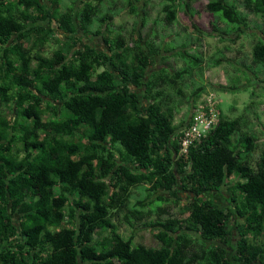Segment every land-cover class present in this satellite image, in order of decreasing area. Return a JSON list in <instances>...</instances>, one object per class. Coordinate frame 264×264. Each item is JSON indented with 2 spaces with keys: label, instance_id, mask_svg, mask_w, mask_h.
<instances>
[{
  "label": "trees",
  "instance_id": "16d2710c",
  "mask_svg": "<svg viewBox=\"0 0 264 264\" xmlns=\"http://www.w3.org/2000/svg\"><path fill=\"white\" fill-rule=\"evenodd\" d=\"M196 1L167 0V23L178 6L193 17ZM77 3L61 12L60 0H0V264H264V148L254 165L248 119L218 102V121L183 152L182 130L206 99L204 84L185 91L194 69L203 74L202 57L167 42V57L185 65L157 66L160 44L137 34L129 44L111 28L113 13L99 17L101 2ZM246 7L264 18V0ZM206 8L228 24L213 21L214 35L248 26L234 1ZM97 18L102 27L89 29ZM252 54L264 67V38ZM184 104L188 116L176 122ZM134 187L146 192L141 209H128ZM124 209L139 221L157 212L145 223L159 247L120 232L114 216Z\"/></svg>",
  "mask_w": 264,
  "mask_h": 264
},
{
  "label": "rangeland",
  "instance_id": "374dc122",
  "mask_svg": "<svg viewBox=\"0 0 264 264\" xmlns=\"http://www.w3.org/2000/svg\"><path fill=\"white\" fill-rule=\"evenodd\" d=\"M91 1L94 3L101 2L99 17L103 12L114 14L111 28L114 33L122 34L129 44H133V38L136 34L140 35L141 38L150 39L152 42L160 44L161 49L157 52L159 56H156L157 66H168L170 69L184 66L185 61L182 57L171 55L172 52L167 57L165 47L167 48V42H171V45L177 44L176 46L187 42V50L202 57L203 74L200 76L197 69H194L196 71L194 75L187 79L190 86L185 89L186 93L189 95L199 84H204L206 91L201 98H212L216 101V104L220 102L222 110L229 117L235 118L242 114L245 115L250 126L245 127L244 130L250 129L258 136L256 151H254L251 158L253 164H256L264 148V83L262 81L264 80V67L254 62L252 51L259 39L264 38V18L246 7V0L230 1H234L239 6V9L247 15L248 26L243 27L244 31L239 36L232 32L225 35V38L213 33V21L216 20L222 29L227 28L228 24L206 8L208 0H197L193 3L192 7L196 11L193 17L178 6L177 19L171 24L167 23L163 10V5L167 0ZM77 2H80V0H60L59 9L61 12H66L76 6ZM136 7V12L130 11ZM144 16H146V24L143 22ZM193 23H196L203 33L198 32L193 27ZM101 27V23L97 18L89 29L95 30ZM60 34L58 33V36ZM86 35L84 36L83 32L79 30L78 36L83 37V43H90L100 49L105 48L101 35L91 34L90 32H87ZM49 47L48 54L56 48V44L51 41ZM221 54H224L229 60L218 66L210 65L212 58L219 57ZM163 56L165 58H162ZM250 66L255 71H258V78L254 75L255 73ZM220 85L225 90H221ZM231 85H239L242 90L235 92L234 90L236 89L232 90ZM253 91L256 92L254 97H252ZM251 100L254 103L250 104ZM189 111L190 108L187 104L182 105L180 112L176 116V122H180V120L188 116ZM118 145L121 146L120 144ZM132 191L133 194L128 209L134 207L141 209L137 200L144 198L146 192L143 188L138 187H134ZM216 201L227 204L221 197H216ZM158 205H163L167 208V203L163 204L162 201H156L153 206L156 207ZM149 208L148 205L144 207L145 210H149ZM128 209L121 210L120 213L114 216V221L118 224L120 232L125 237L133 234L136 243L159 247L160 241L154 236L152 226L145 223L157 219V212L154 211V213L146 215L143 221H139L133 217V214ZM171 211L175 214L180 212L179 207L173 206H171ZM162 217H167V214H163ZM262 238L264 239V236Z\"/></svg>",
  "mask_w": 264,
  "mask_h": 264
},
{
  "label": "built area",
  "instance_id": "2783aa9c",
  "mask_svg": "<svg viewBox=\"0 0 264 264\" xmlns=\"http://www.w3.org/2000/svg\"><path fill=\"white\" fill-rule=\"evenodd\" d=\"M194 109L192 123L183 128L181 136L182 151L187 152L188 147L201 140L208 130L218 121V111L214 99H204Z\"/></svg>",
  "mask_w": 264,
  "mask_h": 264
}]
</instances>
